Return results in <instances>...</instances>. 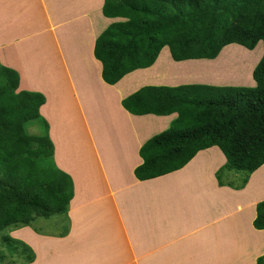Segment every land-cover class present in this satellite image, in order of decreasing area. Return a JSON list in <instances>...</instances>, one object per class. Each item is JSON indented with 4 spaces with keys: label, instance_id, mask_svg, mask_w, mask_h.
Segmentation results:
<instances>
[{
    "label": "crops",
    "instance_id": "0c3cea01",
    "mask_svg": "<svg viewBox=\"0 0 264 264\" xmlns=\"http://www.w3.org/2000/svg\"><path fill=\"white\" fill-rule=\"evenodd\" d=\"M102 4L0 0V66L18 73V91L45 96L40 114L49 124L53 159L74 187L66 229L37 233L22 227L9 235L33 249L31 264H256L255 256L264 254V229L252 223L264 200V165L242 188V176L234 172L220 186L215 174L226 159L210 147L177 171L139 181V148L176 114L135 116L121 104L144 85H217L218 71L214 79L206 75L220 53L214 60L177 63L158 55L152 66L108 85L93 47L117 19L105 18ZM179 67L191 70L180 73ZM141 78L145 82L138 84ZM246 244H255L247 258Z\"/></svg>",
    "mask_w": 264,
    "mask_h": 264
},
{
    "label": "trees",
    "instance_id": "16d2710c",
    "mask_svg": "<svg viewBox=\"0 0 264 264\" xmlns=\"http://www.w3.org/2000/svg\"><path fill=\"white\" fill-rule=\"evenodd\" d=\"M101 11L105 18L117 19L93 47L108 85L152 66L164 47L175 62L214 60L227 45L252 50L262 41L253 86L148 85L121 102L135 116L176 114L167 129L139 148L142 163L134 169L136 179L172 173L199 151L217 147L226 159L215 174L218 185H227L225 170L240 174L238 187H244L264 165V0H103ZM0 69L5 77L0 85V241L8 256L14 252L19 264H31L33 249L9 233L22 227L40 233L34 220L55 215L64 216L66 229L74 187L53 159L49 124L40 114L45 96L18 91V73ZM35 127L38 134L30 132ZM252 225L264 229V200L256 204ZM256 264H264V254Z\"/></svg>",
    "mask_w": 264,
    "mask_h": 264
},
{
    "label": "rangeland",
    "instance_id": "374dc122",
    "mask_svg": "<svg viewBox=\"0 0 264 264\" xmlns=\"http://www.w3.org/2000/svg\"><path fill=\"white\" fill-rule=\"evenodd\" d=\"M231 45H233L235 47L223 48L220 52V55H219L217 61L214 63L215 66L214 67L209 66L210 68L208 70L210 73H208L206 75L209 77V78H207V80L212 79V78L214 79V77H215L214 73H215V71H218L217 74H215V75L219 76L218 80L220 81V82L217 81V83H218L217 85H226V86L233 85V84L227 85V84L221 83V81H222V82H229V83H244V84H239V85H234V86H252L253 83L250 84V81H253L252 80V70L253 69L251 70L250 75H249V71L255 63L256 64L258 63V61L260 60V58L262 56L261 54H263V43H262V41H259L257 43V45L255 46V48H253L252 50H248L245 47H243L241 45H237V44H231ZM231 45H227V46H231ZM159 55L164 60L168 59L169 62L177 63L175 61H172V58L170 57V54H169L168 47H166L164 50H161ZM170 67L173 70L176 69V65H172ZM162 69H164V68H161V69L157 68V70H159V71ZM190 70L191 69H188L187 67H179L178 68V71L180 73H182V72L187 73ZM196 73H199V72L198 71L193 72V74H196ZM246 75H247V77H246ZM191 79H194V78L192 77ZM142 80H143L142 78L139 79L138 84H143L145 82ZM186 81L187 80H180V83H186ZM195 81H199V80H195ZM4 82H5V77H4L3 71L0 69V85L3 84ZM248 82H249V84H246ZM144 86H148V85H144ZM144 86H141V87H144ZM30 132L32 134H38L39 133L38 128H36V127L33 128V130L31 129ZM231 173H232V171L223 170V177L225 178V180H227L228 175ZM235 184H239V182L235 181ZM190 191L192 192V190H190ZM213 202H214V200H212V203ZM63 218H64V216H61V215H55V216L49 217L47 219L42 218V217H37L34 220L33 224H34V227H36V229H41L43 231H46V233L47 232L48 233H60L66 227V224H65V221H63L64 220ZM154 227H155V229H160V226H158V225H155ZM161 229H162V227H161ZM2 234L3 233L0 232V236H2ZM254 245L246 244V246L243 248L242 251L243 252L245 251L244 253L246 254V258L250 255V251H253L252 247H254ZM0 251L5 253V257L3 255V258H2V255H0V264H19L22 261L16 255H14V252L12 253V255L8 256L6 247L1 244V241H0ZM0 254H2V253H0ZM165 255H167V252L165 253ZM259 256H261V255H259ZM258 257L255 256L256 259ZM246 258H244V256L240 255L241 261H244V260L246 261ZM241 263L243 264L244 262H241ZM241 263H239V264H241Z\"/></svg>",
    "mask_w": 264,
    "mask_h": 264
},
{
    "label": "clouds",
    "instance_id": "9594fccd",
    "mask_svg": "<svg viewBox=\"0 0 264 264\" xmlns=\"http://www.w3.org/2000/svg\"><path fill=\"white\" fill-rule=\"evenodd\" d=\"M255 210H256V208H255Z\"/></svg>",
    "mask_w": 264,
    "mask_h": 264
}]
</instances>
